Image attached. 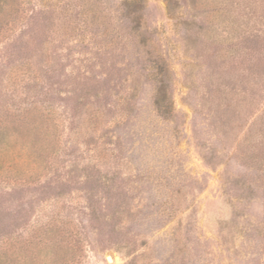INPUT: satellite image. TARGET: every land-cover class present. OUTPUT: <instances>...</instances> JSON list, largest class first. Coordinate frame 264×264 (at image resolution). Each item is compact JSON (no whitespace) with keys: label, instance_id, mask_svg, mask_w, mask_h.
Returning <instances> with one entry per match:
<instances>
[{"label":"rangeland","instance_id":"374dc122","mask_svg":"<svg viewBox=\"0 0 264 264\" xmlns=\"http://www.w3.org/2000/svg\"><path fill=\"white\" fill-rule=\"evenodd\" d=\"M129 3L0 0V264H264V0Z\"/></svg>","mask_w":264,"mask_h":264},{"label":"trees","instance_id":"16d2710c","mask_svg":"<svg viewBox=\"0 0 264 264\" xmlns=\"http://www.w3.org/2000/svg\"><path fill=\"white\" fill-rule=\"evenodd\" d=\"M137 5H140V3ZM122 6L124 8L133 7V5L129 3V0H122ZM158 73H160V71ZM156 82L159 84L158 93H160V95L155 102V106H156L157 110H162V111H160V113L163 117H167L170 113V108H169L168 103L167 104L165 103L166 102V94L164 92L165 91L164 87H165L166 83H165V80L161 79V78L157 79Z\"/></svg>","mask_w":264,"mask_h":264},{"label":"water","instance_id":"95a60500","mask_svg":"<svg viewBox=\"0 0 264 264\" xmlns=\"http://www.w3.org/2000/svg\"><path fill=\"white\" fill-rule=\"evenodd\" d=\"M108 261L111 262V261H110V258H108Z\"/></svg>","mask_w":264,"mask_h":264}]
</instances>
